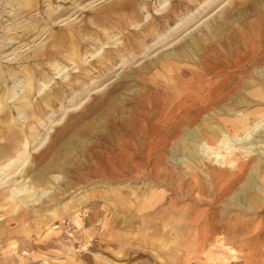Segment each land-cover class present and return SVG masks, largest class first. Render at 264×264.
Returning a JSON list of instances; mask_svg holds the SVG:
<instances>
[{"label": "rangeland", "instance_id": "obj_1", "mask_svg": "<svg viewBox=\"0 0 264 264\" xmlns=\"http://www.w3.org/2000/svg\"><path fill=\"white\" fill-rule=\"evenodd\" d=\"M160 3L0 0V120L12 121L11 130L0 133V154L17 158L25 140L29 143L22 172L6 171L9 183L0 188V257L13 250L23 258L20 264H159L173 260L180 238L187 243L192 233L221 235L233 224L264 218L260 191L246 194L259 195L257 210L232 205L249 187L248 173L256 170L264 179L259 154L242 148L234 153L230 164H244L245 176L229 192V185L212 184L224 181L219 173L231 171V165L220 167L192 148L210 137L211 148L227 158L220 135L209 128L227 130L232 141L244 139L264 115V0H169L163 11ZM101 46L102 57L93 58ZM63 66L66 73L58 76ZM166 78L172 81L171 99H161L149 88L153 82L164 87ZM18 80L28 88L22 89ZM144 89L147 100L127 101L132 92ZM213 89L224 95L235 90L194 124L175 126L191 105L205 103ZM116 100L128 112L120 134L107 123L110 116L102 117ZM241 116H246L244 122L234 127ZM180 128L181 141L174 145ZM15 139L23 140L19 150L12 148ZM249 139L262 137L254 133ZM212 168L214 183L207 173ZM22 186L45 194L35 204L12 208L10 190ZM76 213L99 221L77 237L81 252L71 245L64 252L61 233L51 238L45 231L20 233L22 226L42 223L45 230ZM22 215L28 221L14 222ZM9 237L18 244L12 245ZM95 240L97 248L87 246ZM220 240L222 244L221 237L215 239L218 250Z\"/></svg>", "mask_w": 264, "mask_h": 264}, {"label": "bare ground", "instance_id": "obj_2", "mask_svg": "<svg viewBox=\"0 0 264 264\" xmlns=\"http://www.w3.org/2000/svg\"><path fill=\"white\" fill-rule=\"evenodd\" d=\"M169 5V0H161L160 3V10H164L167 8V6ZM149 15L147 14L145 16L146 19H148ZM145 19V20H146ZM136 26V25H135ZM177 27V26H176ZM175 28V27H174ZM173 28V29H174ZM175 30V29H174ZM175 33V32H174ZM163 41V40H162ZM104 46L98 47L97 49H94L93 53H92V57L93 58H101L102 57V50H103ZM202 60L198 61V64L201 62ZM219 63V62H218ZM109 65V64H108ZM77 69V68H76ZM67 68L66 67H58L57 69V75L61 76L63 74L66 73ZM168 71L174 72L171 70V67L167 68ZM175 74V72H174ZM181 75L180 73H178L177 75L174 76L175 81L177 80V76ZM166 85L164 87H161V85H159L157 82H153L152 83V87L149 88H153V91L155 93L156 96H159L161 99H163V97H167V99H171L172 98V90L170 89L172 86V81L168 80L167 78L164 79ZM181 81V80H180ZM26 82V81H25ZM240 82V81H239ZM17 83L19 85H22L21 88L22 89H27L28 85L24 84V82L22 80H18ZM29 83V81H28ZM30 84V83H29ZM235 86V85H234ZM240 87V85H237ZM48 87V82L41 84L39 89H38V93L41 94L46 88ZM95 87V86H94ZM229 87V86H228ZM238 87V88H239ZM227 88V87H226ZM148 89H144L143 91L139 92V91H135L134 93L132 92V95L128 98L127 97V101H129L130 103L133 101H137V99H146V92ZM235 89H232L230 92H227L226 95H228L229 93H232ZM152 91V92H153ZM223 93V92H222ZM222 93H217L216 89H213L211 93H209L208 97L206 98V102L203 104L197 105L193 104L190 106L189 110H187L185 113L181 114L179 116V118L177 120H175V126H180L182 125V123H185V128H187V126H190L192 124H194L195 122L199 121L200 116L204 115L208 112L212 111V108L216 105H219L220 103H222L225 98L226 95L222 94ZM17 93L14 91L13 92V96H16ZM230 96V95H229ZM255 96L257 98H262L260 94H255ZM108 97L106 96V99ZM120 98V97H119ZM264 98V97H263ZM105 100V98H104ZM109 100V99H108ZM227 100V99H226ZM110 101V100H109ZM124 101V99H123ZM126 101V100H125ZM156 101V100H155ZM104 102V101H103ZM107 102V100H106ZM119 102L115 101H111L108 108L105 110V112L103 113L102 117L106 118L107 116H110V118L108 117V119H110V122L107 123H111L112 126L116 127V130L119 132L121 131L122 128H124V123L123 122V118L125 115H127L126 113H128L126 110L123 109V106L121 104H119ZM125 103V102H124ZM134 103V102H133ZM140 103V100L139 102ZM142 103V102H141ZM2 103L0 100V111L3 110V107L1 108ZM106 106V105H104ZM101 107V106H100ZM217 107V106H216ZM125 108V107H124ZM138 108V107H137ZM5 109V108H4ZM134 109V108H133ZM136 110V109H135ZM159 110V109H158ZM138 111V110H137ZM132 113V112H131ZM180 113V112H179ZM21 114V113H20ZM135 114V113H134ZM177 114V113H176ZM191 114H193V117H191L192 119H190L189 122L186 121V119L188 118V116H190ZM132 115V114H131ZM176 116V115H175ZM126 117V116H125ZM143 117H145V115H143ZM211 118V117H210ZM244 118H246V116H241L240 118H238V120H236L237 122H233L235 124L234 127H237V123L241 124L244 122ZM129 119V118H128ZM143 119V118H142ZM161 119V118H160ZM135 120V119H134ZM97 121V120H96ZM109 121V120H108ZM127 121V120H126ZM147 121V120H146ZM95 122V121H94ZM100 123V122H99ZM105 123V122H104ZM139 123V122H137ZM98 124V123H97ZM106 124V123H105ZM159 121H157L155 123V125L153 124V126H158ZM140 125V124H139ZM197 125V124H195ZM93 126V125H92ZM91 126V127H92ZM96 126V125H94ZM101 126V125H100ZM99 126V127H100ZM103 126V125H102ZM101 126V127H102ZM106 126V125H105ZM108 126V125H107ZM128 126V125H127ZM222 126V125H221ZM137 127V126H136ZM135 127V128H136ZM192 127V126H191ZM224 127H226V125H224ZM89 128V127H88ZM106 128V127H105ZM104 128V129H105ZM189 128V127H188ZM91 129V128H90ZM95 129V127H94ZM103 129V128H102ZM99 129V130H102ZM184 128H180L177 135L174 137V142L173 144L176 145L177 143H180L181 138H182V132H183ZM206 129V128H205ZM93 130V129H92ZM115 130V131H116ZM136 130V129H135ZM138 130V129H137ZM209 130L211 131L212 134L215 135V131H217V133L220 135L218 139H220V143L219 146L222 147V149L225 151V153L227 154V158L222 155L219 151H215L211 148V144L208 141H211V138L209 136H207L205 133L202 132V130H200V133L202 136H206L209 137L208 141L206 142H199L198 145H194L192 148L196 151V153L201 152V156H210L212 158L215 159L216 164H218V166L223 167L225 166V164H229L231 171H225L219 173L220 175H222V177L225 176V179H222L224 181H219L218 182H212L215 179L214 173H213V168L212 170H208V177L210 179L211 183H214L212 185H229L227 186V190L230 192L232 191V189L235 187V185H239L241 183V181L243 180L244 172H243V168L244 164L241 165V167H238L237 165H233L230 164L232 162V159L234 158V153H238L239 149H244L245 151L248 152H256L257 154H259L261 156V163L264 164V152L262 150H264V115L262 116L261 119H257L256 123L254 124V126L252 128H250V131L247 132L245 135L246 137L243 139H235L234 141H232L230 139V135L228 133L227 130H222V129H218L215 130L214 128H209ZM123 131V130H122ZM246 131V130H245ZM86 132V131H84ZM101 132V131H100ZM104 132H106L104 130ZM108 132V131H107ZM106 132V133H107ZM130 132V131H129ZM136 132V131H135ZM89 133V131H88ZM87 133V134H88ZM105 133V134H106ZM199 133V132H198ZM207 133V132H206ZM254 133H257L258 136L262 139L261 140H257V141H252L251 139H249L251 137V135H253ZM86 134V135H87ZM100 134V133H99ZM103 134V132H102ZM108 134V133H107ZM114 134V133H113ZM111 134V135H113ZM120 134V132H119ZM140 134V133H139ZM102 136V135H101ZM104 136V135H103ZM102 136V137H103ZM107 136V135H106ZM109 136V134H108ZM115 136V135H114ZM138 137V136H137ZM141 137V136H140ZM236 137V136H235ZM117 138V137H116ZM124 138V137H123ZM203 138V137H202ZM119 139V138H118ZM126 139V138H125ZM137 139V138H136ZM120 140V139H119ZM184 140V139H183ZM207 140V139H205ZM88 142V141H87ZM162 142V141H161ZM233 142H236L235 144ZM22 143V142H21ZM158 143V142H157ZM16 146H20V144L18 142L14 143ZM149 144V143H148ZM29 143L25 140V144L23 146H21L23 148L22 151L18 152V157L17 158H13L12 156H10L9 154H7L5 156V154H0V188L3 185H6L8 182V179L6 180L7 176H9V174H6V171L12 170V173L14 172H22V169H19V166H21L20 162H23L22 164H25V162L27 161V156H26V152H27V147H28ZM236 145H238V147H236ZM146 146V145H145ZM149 146V145H148ZM138 147V146H137ZM244 151V152H245ZM247 152V153H248ZM246 153V152H245ZM125 156V155H124ZM128 157V156H127ZM130 157V156H129ZM260 158V157H259ZM227 159V160H226ZM177 161V160H176ZM175 162V161H174ZM110 164V163H109ZM181 164V163H180ZM178 165V164H177ZM206 166V165H205ZM213 167V166H212ZM220 167H217L220 169ZM187 168V167H186ZM193 168V167H192ZM224 168V167H223ZM229 168V167H228ZM117 169V168H116ZM189 169V168H188ZM208 169V168H207ZM215 169V167H214ZM226 169V167H225ZM206 170V169H205ZM216 170V169H215ZM221 170V169H220ZM132 172V171H131ZM214 172H217L214 171ZM218 174V175H219ZM188 175V173H187ZM45 175L41 176V181L43 182L46 178ZM188 177V176H187ZM189 178V177H188ZM245 179V178H244ZM57 177H53V181H56ZM190 180V179H189ZM196 180V178H195ZM198 181V180H197ZM215 181V180H214ZM217 181V180H216ZM245 185H249L248 188L241 190L237 196L241 195V198L235 197L234 201L232 203L233 206L244 210V211H253L255 210L256 206L258 205V201H259V195L257 193H255V195L253 197H246V194L249 192L248 190H252V191H260L261 193L264 194V179L261 178V176L259 175V173L255 170V171H251L250 173H248V177ZM11 182H16V180H12ZM39 183V182H38ZM199 184V183H198ZM219 187V186H218ZM215 188V186H214ZM217 190V189H215ZM227 191V192H228ZM217 192V191H216ZM215 192V193H216ZM132 193V192H131ZM218 193V192H217ZM10 194L11 196L8 197V201L11 202V206L12 208L17 207L18 205L20 206H27L29 204H35L36 202H38L39 198H41L45 193L42 191L37 192L34 189H29L27 186H22V188L17 189V188H13L10 190ZM153 194V193H152ZM222 196V195H221ZM220 196V197H221ZM5 197V196H4ZM217 201V200H216ZM219 201V200H218ZM213 202V201H212ZM19 203V204H18ZM211 206V205H210ZM1 207V206H0ZM13 210V209H12ZM51 216H54L53 212H50ZM203 214V213H202ZM172 221V220H171ZM194 222V221H193ZM196 222V221H195ZM258 229V228H257ZM207 230V229H206ZM244 230V229H243ZM254 230V229H253ZM202 231V230H201ZM219 245L221 244V240L217 242ZM98 256V255H97ZM101 257V256H99ZM101 259V258H100ZM103 260V259H102ZM105 261V260H104Z\"/></svg>", "mask_w": 264, "mask_h": 264}, {"label": "crops", "instance_id": "obj_3", "mask_svg": "<svg viewBox=\"0 0 264 264\" xmlns=\"http://www.w3.org/2000/svg\"><path fill=\"white\" fill-rule=\"evenodd\" d=\"M11 122V120H0V133L4 132L5 129L11 130ZM2 127L6 128L2 129ZM0 136H2V134H0ZM22 141L15 139L11 143L13 150H19L20 146H16L14 143H21ZM5 154L11 155V153L8 152ZM255 210L257 209L255 208ZM27 218L26 215H22L21 221L18 219L14 222L24 224V221H28ZM96 219L97 218L93 219L89 214L85 220H82L79 217V213L74 214L72 220L77 227L76 236H80L81 233L84 235L88 233L87 231L89 229H93ZM60 220H55L51 226L48 225L45 230L41 228L42 223L35 228L30 225H27V227L22 226L20 233L24 232L29 234L31 232L38 235L45 231L44 234L46 237H59L61 230H55L52 227ZM90 233L92 232L89 231V236H91ZM4 234L5 232L3 236H6ZM217 237L223 239L221 247L219 246L221 250H218V247H214ZM89 239L92 240L91 238ZM8 240L9 242L14 241L12 245L18 244L15 242L14 237H9ZM86 241L87 239H85V242ZM97 244L98 241L96 240L92 244L88 241L87 246L97 248ZM60 247H62V250L66 253L72 249V247L62 244ZM172 257L173 260L168 258L166 261H159V264H264V218H262V216H255L254 219H248L246 223H239V225L233 224L229 229L221 231V235H215L213 233L211 236L210 233L207 232L200 237L197 233H192L187 243L182 242L180 238L175 242V249ZM22 259L23 258L18 256L13 250H10L0 257V264H20Z\"/></svg>", "mask_w": 264, "mask_h": 264}, {"label": "built area", "instance_id": "obj_4", "mask_svg": "<svg viewBox=\"0 0 264 264\" xmlns=\"http://www.w3.org/2000/svg\"><path fill=\"white\" fill-rule=\"evenodd\" d=\"M87 217H88V213L80 215V218H82V220H85ZM98 226H99V221L95 223V227ZM54 229L61 230L60 240L62 241V243L66 245H71L75 247V250L77 252H81L79 250V244L81 243V240H78L76 236L77 227L72 219L70 218L62 219L54 226ZM82 252H86V250H82Z\"/></svg>", "mask_w": 264, "mask_h": 264}]
</instances>
